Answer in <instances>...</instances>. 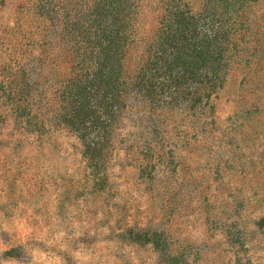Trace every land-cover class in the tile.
I'll return each instance as SVG.
<instances>
[{
  "label": "rangeland",
  "instance_id": "obj_1",
  "mask_svg": "<svg viewBox=\"0 0 264 264\" xmlns=\"http://www.w3.org/2000/svg\"><path fill=\"white\" fill-rule=\"evenodd\" d=\"M0 264H264V0H0Z\"/></svg>",
  "mask_w": 264,
  "mask_h": 264
},
{
  "label": "trees",
  "instance_id": "obj_2",
  "mask_svg": "<svg viewBox=\"0 0 264 264\" xmlns=\"http://www.w3.org/2000/svg\"><path fill=\"white\" fill-rule=\"evenodd\" d=\"M179 15H181V13ZM181 21H183V20L180 19V20L176 21L178 23V24L176 23V28L180 27L179 23ZM201 51L203 52V49ZM212 55H213L212 51H210L208 48H206V51L204 52L202 59H203V65H205V67L208 69L211 68L210 58L212 57ZM100 75H101L100 72H98V73L95 72L94 82H95V80H97V76H100ZM77 96L80 100H79V104L75 110V115H74L75 117L74 118L79 120L80 122H82L81 124L84 125L85 119L88 116V111H85V109H84L85 97L82 96L81 92L80 93L78 92ZM93 96H94V91H92V97ZM89 112L93 113L92 110H90Z\"/></svg>",
  "mask_w": 264,
  "mask_h": 264
}]
</instances>
